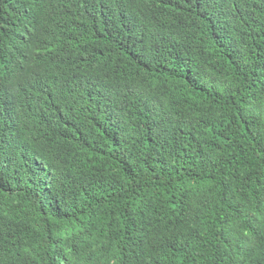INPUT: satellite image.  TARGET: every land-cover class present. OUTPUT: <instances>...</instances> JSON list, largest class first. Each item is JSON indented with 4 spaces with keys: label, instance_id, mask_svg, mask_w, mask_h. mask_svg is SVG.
<instances>
[{
    "label": "trees",
    "instance_id": "1",
    "mask_svg": "<svg viewBox=\"0 0 264 264\" xmlns=\"http://www.w3.org/2000/svg\"><path fill=\"white\" fill-rule=\"evenodd\" d=\"M0 264H264V0H0Z\"/></svg>",
    "mask_w": 264,
    "mask_h": 264
}]
</instances>
